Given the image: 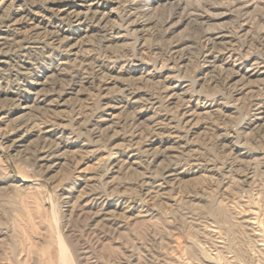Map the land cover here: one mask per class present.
I'll return each mask as SVG.
<instances>
[{
	"label": "rangeland",
	"instance_id": "rangeland-1",
	"mask_svg": "<svg viewBox=\"0 0 264 264\" xmlns=\"http://www.w3.org/2000/svg\"><path fill=\"white\" fill-rule=\"evenodd\" d=\"M106 1L116 28L136 32L111 40L93 24L86 34V25L61 20L46 0H0L7 57L0 66V264H57L61 247L66 264H264V120L251 121L264 109V0ZM27 40L34 43L20 52ZM76 41L74 62L63 43ZM168 67L176 70L169 82L140 78ZM177 79L185 80L179 92L202 108L191 137L170 128L180 114L163 100ZM237 80L242 88L234 91ZM117 102L121 123L110 143L93 134L96 110ZM133 133L136 141L156 139L163 154L154 169L167 163L168 149L185 154L177 163L189 198L177 223L153 214L139 225L95 229L97 210L72 206L81 190L94 188L99 158L123 149ZM237 141L242 148L232 150ZM43 153L59 161L40 163ZM122 178L120 190L137 189L136 176ZM163 202L145 205L158 210Z\"/></svg>",
	"mask_w": 264,
	"mask_h": 264
},
{
	"label": "bare ground",
	"instance_id": "bare-ground-1",
	"mask_svg": "<svg viewBox=\"0 0 264 264\" xmlns=\"http://www.w3.org/2000/svg\"><path fill=\"white\" fill-rule=\"evenodd\" d=\"M73 2L74 3H72L71 6L66 4L60 5V3H57L55 0H46L45 3H47V9L51 12L54 11L56 16H58L61 20L71 22L80 26H82L83 24L86 25L85 30L83 31L86 34L88 30L86 28L90 27L92 24L103 31V33L107 34V36L111 40H118L126 34L129 35L133 32H136L137 30L132 28L127 30L126 27L116 28L114 22L115 18H117V15L114 16V9L108 8L109 4L106 0H73ZM31 21L33 20L31 19ZM31 24L33 25L34 22H32ZM142 26L143 25L141 24V27ZM38 29V24L32 26V31L34 33H37ZM56 29L60 31L58 28ZM1 34L3 33H0V45H2L4 41H6V39ZM85 36L86 35H83V37ZM29 40L23 41L21 45L18 46L20 52H26L30 48L27 45L34 43ZM77 45V41L73 42L72 44H68L67 42L63 43V46H67L68 48L66 49V52H69L68 56H72V58L74 57V62L76 61L77 53L79 52V49L77 50ZM6 58L7 57L5 55L0 54V66L7 64L4 60ZM212 61L208 62L209 66L213 64ZM139 70H142L140 64L135 65V67L132 69H129V71L133 73H136ZM249 72H251V69H247L245 74L243 75H238L239 79L243 80L244 77L249 74ZM141 73L142 74L140 75V78L144 82L151 81L152 79L159 77H163L165 81L169 82L175 77L174 73H176V70L172 67L163 69L154 68L150 72ZM112 80L113 76L107 78V84L112 83ZM184 81L185 80L177 79L176 82L178 84H176L175 86L166 87L165 91L163 92V100H165L164 102L167 103V105H174V108L179 110L180 114V118L177 120V124L170 128L173 130L177 129V133H185L187 137H191L196 129L194 123L195 118L199 114L198 111H201L202 108L198 106V104H192L187 95L179 92V86ZM236 82L237 83L232 86V89L234 91H239L242 87L239 88L238 86L240 84L239 80H237ZM101 90L104 91L105 89ZM197 95L198 93L196 92L195 96ZM99 98V100H104L106 99V95L102 94ZM119 104L120 103L117 102L113 105H106L103 109L96 110V115L98 117L95 121L97 124L94 128L93 134L98 136H101L102 134L105 136L109 135L108 138L110 143H113L118 136L115 128L120 121L117 122L115 112L121 108ZM22 109H26V107H23ZM0 116L3 117V109H0ZM253 120L255 123L264 120L263 108H260V110L256 109L251 121ZM244 125H249V123H244ZM243 128L244 127L241 126V129ZM237 129L238 128L236 127V130ZM50 132L52 131L45 130L43 134L47 135ZM235 132L236 131H233V133L230 134L229 138H234V136L236 135ZM128 138V144L123 149H120L119 147H113L111 150H109L106 157L99 158L91 172L92 177L91 179H89L93 183L94 188L90 187L87 192H85V188L81 190L77 197L76 203L74 204V206H72V209L74 211L80 212H84L89 208H95L97 212L93 215V217L98 222V224L94 227L95 229H97V227L99 226H105L108 224L114 225L117 229H122L123 227L126 228L131 225H139L141 219H146L153 214L161 215V217L163 216V218L167 220L176 222V219H179L178 212L183 208L182 202L186 195L181 192V188L182 178L185 174V171L184 169H181V167H179L177 162L178 160H180V158L185 157V154L168 149L166 151L167 153H165V159L167 160V163H162V166H159V164L157 166L158 169H156V167L154 169L153 166L158 163L160 157L162 158L163 154V152L158 151L157 147H155L156 139H154V137H147V139L143 141H136V139H138V135L134 133L132 135H129ZM239 143L240 142L237 141L235 144H232V150L238 151V149L242 148ZM44 151H46V149H44ZM38 160L40 163H48L59 161V157L58 155L54 157L51 154L43 153L40 155ZM55 164L58 165L59 162H54V165ZM133 175L136 176L134 183L137 189L120 190V187H122V181L125 180L122 178V176L133 177ZM20 181L23 183L26 182L25 179H20ZM195 196L196 195L190 196V198H193ZM187 197L188 195L186 196V198ZM150 199L164 201L163 208L158 210H148L146 208L145 202ZM246 223L250 227L253 224V222L251 223L250 221ZM194 244L197 245L196 243ZM65 251L66 250H64L63 247L60 248V256H58L59 258H57V264H66L67 255ZM210 263L211 262L207 260H203V264Z\"/></svg>",
	"mask_w": 264,
	"mask_h": 264
}]
</instances>
